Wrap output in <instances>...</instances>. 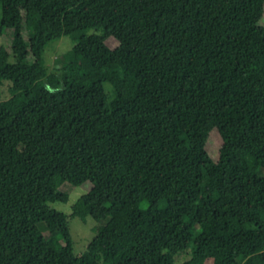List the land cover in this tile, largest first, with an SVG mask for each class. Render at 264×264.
I'll return each mask as SVG.
<instances>
[{
  "label": "trees",
  "instance_id": "obj_1",
  "mask_svg": "<svg viewBox=\"0 0 264 264\" xmlns=\"http://www.w3.org/2000/svg\"><path fill=\"white\" fill-rule=\"evenodd\" d=\"M0 5V264H264V0ZM95 211L76 254L68 219Z\"/></svg>",
  "mask_w": 264,
  "mask_h": 264
},
{
  "label": "rangeland",
  "instance_id": "obj_2",
  "mask_svg": "<svg viewBox=\"0 0 264 264\" xmlns=\"http://www.w3.org/2000/svg\"><path fill=\"white\" fill-rule=\"evenodd\" d=\"M1 5H0V24H1ZM261 23L264 25V17L261 19ZM13 38V31L6 30L0 36V48H4L9 51L11 47V41ZM27 39V38H26ZM107 46L111 49H114L117 46V42L110 38L106 42ZM73 46V42L68 37H62L60 40L54 42L50 47L46 48L43 54V58L46 62V65L51 70L56 64V59L68 52ZM12 61V59H11ZM11 83L8 81L2 82L0 84V100H5L10 97L9 89ZM211 121L208 115H203L200 117L195 126L201 128L205 124H209ZM221 138L216 130H213L210 134L209 140L206 144V151L209 157L217 162L218 160V151L221 147ZM91 189V184L86 182L81 186L75 187L67 183L62 184L58 190L68 195V201L66 203H54L50 205L53 209L60 211L64 214L69 215L71 213L72 207L78 201V199L86 195ZM101 219V215L98 211L92 212L86 219V223H83L79 218H69V229L70 235L74 244V251L76 254H81L85 252L88 244L95 236L94 229L98 226ZM190 258V251L182 253L176 257L178 264L182 261L188 260Z\"/></svg>",
  "mask_w": 264,
  "mask_h": 264
}]
</instances>
